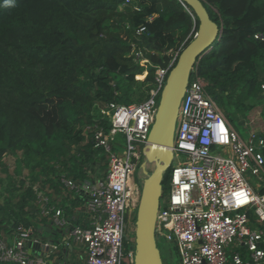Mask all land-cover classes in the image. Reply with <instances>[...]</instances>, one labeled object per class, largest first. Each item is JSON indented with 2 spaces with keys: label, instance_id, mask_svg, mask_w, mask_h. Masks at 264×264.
I'll use <instances>...</instances> for the list:
<instances>
[{
  "label": "trees",
  "instance_id": "16d2710c",
  "mask_svg": "<svg viewBox=\"0 0 264 264\" xmlns=\"http://www.w3.org/2000/svg\"><path fill=\"white\" fill-rule=\"evenodd\" d=\"M131 1L140 9L124 0H0V168L19 150L31 174L28 184L19 179L14 200L0 204L5 237L19 229L38 236L49 221L34 183L51 199L63 176L80 184L105 175L107 156L93 138L94 124L108 127L99 106L132 103L138 86L145 99L155 68L197 31L196 14L181 0ZM202 1L221 32L195 66L224 114L249 110L264 101V0ZM115 143L122 146V134ZM73 194L75 204L84 201Z\"/></svg>",
  "mask_w": 264,
  "mask_h": 264
},
{
  "label": "built area",
  "instance_id": "2783aa9c",
  "mask_svg": "<svg viewBox=\"0 0 264 264\" xmlns=\"http://www.w3.org/2000/svg\"><path fill=\"white\" fill-rule=\"evenodd\" d=\"M122 5L140 9L131 0ZM180 51L173 52L166 66L155 68L145 99L99 106L108 127L94 124L93 138L107 156L105 175L80 184L61 179L67 190L84 197L86 224L72 222L45 192L35 189L40 214L84 249V262L74 264H134V219L141 191L134 176L149 163L142 149ZM133 53L141 64L148 62L139 50ZM207 85L194 65L179 106L174 160L166 196L162 188L155 238L176 247L179 264H264V123L247 120L248 138H243ZM118 133L123 144L115 149ZM56 248L31 236L29 229H19L10 239L0 234V264H51L48 258Z\"/></svg>",
  "mask_w": 264,
  "mask_h": 264
},
{
  "label": "water",
  "instance_id": "95a60500",
  "mask_svg": "<svg viewBox=\"0 0 264 264\" xmlns=\"http://www.w3.org/2000/svg\"><path fill=\"white\" fill-rule=\"evenodd\" d=\"M181 1L193 10L199 23L193 38L181 49L167 75L148 134V144L142 149L145 159L153 163V168L148 171L143 166L145 176L134 221V264H163L155 238V223L163 177L174 160L172 147L179 106L192 67L200 54L212 47L221 32L202 0Z\"/></svg>",
  "mask_w": 264,
  "mask_h": 264
},
{
  "label": "rangeland",
  "instance_id": "374dc122",
  "mask_svg": "<svg viewBox=\"0 0 264 264\" xmlns=\"http://www.w3.org/2000/svg\"><path fill=\"white\" fill-rule=\"evenodd\" d=\"M142 76V78L137 76H135V78L141 82L147 76V70L142 73ZM143 96L144 91L142 90V87L138 86L131 96V102H139ZM224 111L227 114H225V116L229 122L236 128L243 138H248L249 126L247 125V120L252 122V124L257 125L264 123V101L252 102V106L249 110H233L231 107H226ZM21 157V151L19 150L8 152L3 157L4 167L0 168V204H3L6 198H10L12 200L15 199L16 194L21 190L17 189L20 178H25L27 184L31 182L29 178L31 175L29 168L21 161ZM152 168L153 163L145 164L146 170L150 171ZM169 170L170 169L165 172L163 177V196H166L168 193ZM144 176L145 174L143 171L137 169L134 177L140 187ZM33 187L34 189H37L40 185L38 183H34ZM157 246L160 250L163 264H179V254L174 245L167 243L164 239L157 238Z\"/></svg>",
  "mask_w": 264,
  "mask_h": 264
},
{
  "label": "crops",
  "instance_id": "0c3cea01",
  "mask_svg": "<svg viewBox=\"0 0 264 264\" xmlns=\"http://www.w3.org/2000/svg\"><path fill=\"white\" fill-rule=\"evenodd\" d=\"M87 181H92V179ZM73 193L74 191L67 190L62 184L60 192L54 193L51 198L52 200H50L53 204L61 207L72 222L86 224L84 201L81 204H75V202H78V197ZM79 196H81L80 193ZM39 232L40 234L35 237L43 242H53L57 246L48 258L51 264H56L58 261H63L65 264L84 262L85 252L82 246L72 240H67L63 229L52 224L50 220L39 229ZM33 249L38 253L42 252V249L39 247Z\"/></svg>",
  "mask_w": 264,
  "mask_h": 264
}]
</instances>
